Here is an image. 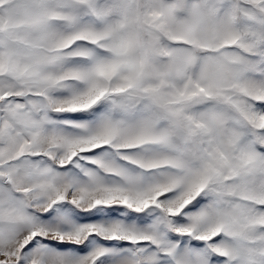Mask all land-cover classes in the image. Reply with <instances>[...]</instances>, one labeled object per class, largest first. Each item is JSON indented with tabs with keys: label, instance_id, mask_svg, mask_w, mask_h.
Masks as SVG:
<instances>
[{
	"label": "snow or ice",
	"instance_id": "6c2138e0",
	"mask_svg": "<svg viewBox=\"0 0 264 264\" xmlns=\"http://www.w3.org/2000/svg\"><path fill=\"white\" fill-rule=\"evenodd\" d=\"M0 264H264V0H0Z\"/></svg>",
	"mask_w": 264,
	"mask_h": 264
}]
</instances>
